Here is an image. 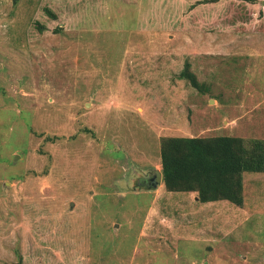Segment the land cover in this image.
Segmentation results:
<instances>
[{"label":"rangeland","instance_id":"374dc122","mask_svg":"<svg viewBox=\"0 0 264 264\" xmlns=\"http://www.w3.org/2000/svg\"><path fill=\"white\" fill-rule=\"evenodd\" d=\"M216 135L264 139V0H0V264H264V172L149 186Z\"/></svg>","mask_w":264,"mask_h":264},{"label":"trees","instance_id":"16d2710c","mask_svg":"<svg viewBox=\"0 0 264 264\" xmlns=\"http://www.w3.org/2000/svg\"><path fill=\"white\" fill-rule=\"evenodd\" d=\"M46 11L52 14L50 9ZM180 77L204 91V85L189 70V63ZM160 152L166 189L195 192L201 202L227 200L242 206L244 172H264V139L261 138L165 136L161 139Z\"/></svg>","mask_w":264,"mask_h":264},{"label":"water","instance_id":"95a60500","mask_svg":"<svg viewBox=\"0 0 264 264\" xmlns=\"http://www.w3.org/2000/svg\"><path fill=\"white\" fill-rule=\"evenodd\" d=\"M162 178H163L162 171L160 169H155L154 177L151 179L149 186L157 187L162 182Z\"/></svg>","mask_w":264,"mask_h":264},{"label":"crops","instance_id":"0c3cea01","mask_svg":"<svg viewBox=\"0 0 264 264\" xmlns=\"http://www.w3.org/2000/svg\"><path fill=\"white\" fill-rule=\"evenodd\" d=\"M155 169H157V168H155ZM155 169H154V170H155ZM160 170H161V165H160ZM162 182H163V181H162ZM163 185H164V183H163Z\"/></svg>","mask_w":264,"mask_h":264}]
</instances>
